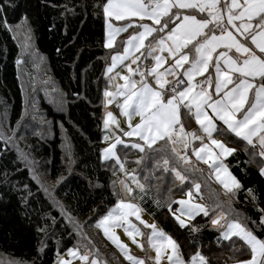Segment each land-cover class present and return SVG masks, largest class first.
Listing matches in <instances>:
<instances>
[{
    "label": "snow or ice",
    "instance_id": "1",
    "mask_svg": "<svg viewBox=\"0 0 264 264\" xmlns=\"http://www.w3.org/2000/svg\"><path fill=\"white\" fill-rule=\"evenodd\" d=\"M93 8L94 14L103 16V47L112 50L111 63L104 75L110 84L116 79L124 81L114 85L115 91L106 88L103 93L105 134L102 139L107 146L100 149L101 160H114L138 191L126 180L119 181L122 190L128 197L141 200V194H146L148 189L137 178L136 169L126 168L127 161L121 159L119 152L125 151L127 155L128 149L135 150L139 155L133 163L138 166L155 161L154 170L173 174L187 188L184 192L187 199L167 204L179 228L199 232L203 225L197 226L191 221L202 214L219 232V238L229 240L234 246L232 238L235 237L246 246L233 248L240 255L248 256L236 264H264V239L256 233V228L264 233V208L259 209L256 220L245 217L242 221L238 212L233 215L231 198L242 185L223 162V158L237 152L229 143L243 142L249 155L246 163L256 164L259 175L264 177V0H97ZM3 11L4 4L0 3V12ZM113 21L123 23L117 25ZM27 23L25 16L23 24ZM122 33H127V38L117 47L116 38ZM142 58H150L153 66L142 69L139 63ZM133 64L137 67L133 68ZM118 66L126 69L127 74L116 72L109 76ZM137 75L139 80L135 79ZM113 104L119 109V116L125 118L123 127L113 111L108 110ZM186 119L194 120L198 128L189 131ZM230 137L237 139L232 141ZM195 141H199V147ZM201 163L208 166V178L215 176L222 186L224 196L228 197V210L224 209L223 202L211 205L195 202L204 197L201 184L190 179L189 173L192 176L203 173ZM248 193L255 203L254 191L248 189ZM132 199H117L114 207L96 223L129 264L147 261L162 264L165 259L167 264H209L199 250L185 258L178 241L154 222L149 224L143 220V209ZM154 202L157 207H163L159 200ZM173 203L180 207L173 210ZM129 217H135L151 231L145 234ZM118 227L123 228L141 251L155 254L145 257L131 254L128 245L112 231ZM37 231L45 232L46 228ZM137 237H146L147 247ZM67 254L87 264H107L91 252L80 253L78 248H68ZM57 257V264H71L59 253Z\"/></svg>",
    "mask_w": 264,
    "mask_h": 264
},
{
    "label": "trees",
    "instance_id": "2",
    "mask_svg": "<svg viewBox=\"0 0 264 264\" xmlns=\"http://www.w3.org/2000/svg\"><path fill=\"white\" fill-rule=\"evenodd\" d=\"M96 2L7 0L4 3L0 0L5 8L0 12V98L9 107L8 125L14 128L24 111L19 79L22 66L17 64L20 49L11 28L23 23L26 16L35 51L44 57L46 68L63 96L60 109L49 107L44 101H39L38 106L50 122L60 126L72 149L71 159H67L58 132L34 146L35 154L47 162L50 179H59L54 188V197L59 202L53 205L14 150L0 139V257L27 264H52L57 253L77 243L61 209L80 220L91 217L93 222L120 197L113 166L100 158V103L109 53L103 47V16L94 14ZM236 145L237 152L225 158L231 173L242 185L232 199V208L241 215L242 221L245 217L256 220L259 209L264 208V177L259 175L258 167L246 163L248 156L243 143L236 142ZM248 189L254 191L255 203ZM156 200L153 190L148 188L140 205L178 241L185 258L196 250L208 258L209 264H224L246 256L233 250L246 247L243 242L234 237L233 246L229 240L220 239L218 231L209 226L207 217L201 214L191 221L197 226L203 225L199 232L191 233L187 228H179L163 200H159L163 207H157ZM248 226L253 227L250 221ZM38 228L46 231L38 232ZM256 233L264 239L259 228Z\"/></svg>",
    "mask_w": 264,
    "mask_h": 264
},
{
    "label": "rangeland",
    "instance_id": "3",
    "mask_svg": "<svg viewBox=\"0 0 264 264\" xmlns=\"http://www.w3.org/2000/svg\"><path fill=\"white\" fill-rule=\"evenodd\" d=\"M113 23L119 25L123 22H118V23L113 22ZM20 24H22L23 27L17 28L16 26L18 24H16L12 26L11 30L20 49V61L22 67L19 69V79H20L21 89L24 98V106H23L24 111L20 120L17 122L16 126L14 128H10L8 125V112H7L9 107L0 98V137H3L0 139L4 143H6L8 147H10V149L14 150L18 159L20 160V163L23 166L26 165L30 177L34 180V182H36L40 190H42L44 194L50 198L52 204L55 205L58 204L59 201H57L56 198L54 197V191H55L54 188L58 185L59 179L57 180L50 179L48 175L47 162H45L46 160L44 158H41L38 154H35L36 150L34 149V146L36 147L37 145L36 143L47 141L48 138L50 139L53 132H58V134H60L61 137V149H63L64 151V156L67 159L69 158L71 159V153H72V149L70 147L71 144L67 139L66 135L60 130L59 125L50 122L45 117L42 108L38 106L39 101H44L45 103H48L49 107H53L54 109H60L63 106V96L46 68L44 57L36 53L32 41V36L30 34V30L28 29L26 24L23 23ZM126 38H127V33H122L120 36H118L116 38L117 47L119 46L120 41ZM104 39H105V35H104ZM103 44H104V40H103ZM106 50L109 53V57H108V61H106L107 63L105 65L104 72L107 65L111 63L110 53L112 52V50L110 49H106ZM119 51H123V49L119 48ZM136 55H139V53H137ZM163 55H167V54L163 53ZM169 62H171V60H169ZM139 63L142 69L145 66L151 68L154 64V61H152L150 58L149 60H143L142 58V61ZM31 65H33L32 69H31ZM132 67L136 68L137 65L133 64ZM164 67L166 68L167 64H165ZM116 72H120L121 74H125V75L127 74L126 69H124L122 66H118L113 73L109 74V76H114ZM103 77L105 78L106 85L103 89L101 103H100L102 107V112L100 117L102 138L103 135L105 134V130L102 124L103 116L105 113V109L103 105V99H104L103 93L106 88L115 91L114 85L116 83H120V84L124 83V81L116 79V80H112L110 84L109 78L106 77L104 74ZM135 79L139 80V76L137 75ZM148 79L150 82H153L151 77H148ZM168 79L171 80L172 77H168ZM196 79L199 80L202 79V77H197ZM108 110L113 111V113L121 121V126L123 127L124 126L123 122L125 118L119 116V109L115 106V104L110 105ZM135 120H138V117L135 118ZM185 122L188 125L189 131L198 128L194 120L188 121L186 119ZM9 137H11V139H8ZM124 139H129V138L125 137ZM221 139L223 138L221 137ZM193 143L195 144L196 147H199V141H195ZM106 146H107L106 142H104L102 139L101 148ZM228 146L236 148L237 145L236 142H232L229 143ZM191 147L192 145L190 144L189 151L191 150ZM242 147H244L245 150L246 145H244L243 143ZM119 155L122 160L127 161L126 168L129 171L136 169L137 178L142 184H145L146 189L150 188L153 190L155 199L163 200L165 202L163 204H165L166 206L168 203L172 201L187 199V197L184 195V192L187 191V188L181 185L179 181H176L173 174L165 173L160 169L154 170L153 165L155 164V161H145L144 164L142 165L139 166L136 165L135 163H133V161H135L138 158L139 154L135 153V150L132 149L127 150V155H125V151H120ZM247 156L249 160V155L247 154ZM192 159L195 160V157H192ZM107 162L109 165H111V167L113 166L114 169L112 173L117 180L118 187L121 193L118 199H125V200L132 199L127 196L125 191L122 190V186L119 183V181L126 180L127 183L134 190H136L135 184L132 183L131 180H128V178L125 177V175L122 172H120L119 167L118 165L115 164L114 160L111 161L108 160ZM223 162L225 165H227L225 158H223ZM172 163L175 164V161L173 160ZM145 165H147V167H145ZM253 165L258 167L256 164ZM176 166L181 167L180 165H176ZM199 167L204 169L203 173L197 172L195 173L194 176H192L189 173L190 179L194 178L201 184V194L202 195L204 194L203 200L197 199L195 202L204 203L206 205L223 202L224 209L228 210V197L224 196V190L222 186L219 184L218 181H216L215 176L208 178L209 170L207 165L201 163L199 164ZM145 176H147L148 179H145ZM185 183L188 184L189 187L191 186L189 181H186ZM182 188H183V192L181 191ZM168 189H171L172 191L169 192ZM141 195H145V194H141ZM232 199L233 197L231 198V206H232ZM116 202L111 207H109V209L114 207ZM132 202L137 203L141 207L139 197L132 199ZM178 207H180V205L175 203L172 204L173 210H175ZM108 210L105 212V214L108 212ZM63 212L64 210L61 209V214L62 215L64 214L62 217L66 219V224L69 226V228H71V230L74 231L75 233L74 235L77 238L76 239L77 243H75L76 245L71 246L69 248H78L80 253L91 252L93 256L98 257L100 261H106L107 264H129V261L124 259L120 251L108 239L105 238L102 230L96 227L97 221L101 219V217H103L105 214L100 217H97L92 222L91 217H88L84 220H80L75 217H72L69 214L66 215V213ZM235 213L236 211L233 213V215H235ZM176 215H180V213H176ZM141 218L147 221L149 224L154 222L157 225V227L161 228V226L155 221V219L151 215L147 214L144 210L141 213ZM181 218L186 219L185 217H181ZM129 219L134 224H136L145 234L151 231V229L145 228L144 225L140 224V222L137 221L135 217H129ZM240 219L242 220L241 215H240ZM208 224L210 227H212L209 222ZM112 231L115 232L120 237V240L123 243L128 245L131 254L138 257H145L147 254H151V255L155 254L154 252L146 253L144 251H141V249L138 248L135 244H133L131 240L125 235L122 227L113 228ZM136 239L140 243H143L145 247H147L146 237H137ZM59 254L63 258L69 259L71 261V264H87V262H82L78 258L69 257L67 254V249ZM57 258L58 257H56V259L52 264H57ZM247 258L248 256L246 255L243 258L236 259L234 261H229L224 264H236L237 260H242ZM20 262L21 261L15 259L0 257V264H20ZM146 264H153V262L147 261ZM162 264H167L166 259L162 261Z\"/></svg>",
    "mask_w": 264,
    "mask_h": 264
},
{
    "label": "crops",
    "instance_id": "4",
    "mask_svg": "<svg viewBox=\"0 0 264 264\" xmlns=\"http://www.w3.org/2000/svg\"><path fill=\"white\" fill-rule=\"evenodd\" d=\"M113 22L118 23L117 21H113Z\"/></svg>",
    "mask_w": 264,
    "mask_h": 264
}]
</instances>
